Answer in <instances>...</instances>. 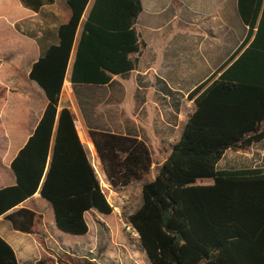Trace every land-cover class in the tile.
<instances>
[{
    "label": "trees",
    "instance_id": "16d2710c",
    "mask_svg": "<svg viewBox=\"0 0 264 264\" xmlns=\"http://www.w3.org/2000/svg\"><path fill=\"white\" fill-rule=\"evenodd\" d=\"M19 2L40 15L57 1ZM65 5V21L55 35L46 31L35 38L15 25L41 48L29 79L47 100L34 133L10 164L15 185L0 189V216L26 234L33 233L36 213L23 207L6 213L37 192L50 204L56 228L68 235L88 232L86 212L112 213L73 116L66 108L58 112V101L72 55L70 83L103 86L133 71L132 55L144 48L136 30L140 0H66ZM237 10L247 27L245 39L188 95L195 110L181 138L154 179L143 184L141 205L124 219L149 264H264V169L216 168L226 150L246 151L264 139V0H238ZM52 36L58 43L44 47ZM89 134L112 188L150 173L153 161L144 142L98 130ZM73 150L81 165L74 176L65 169ZM204 178L212 183L196 184ZM0 264H18L1 237Z\"/></svg>",
    "mask_w": 264,
    "mask_h": 264
},
{
    "label": "crops",
    "instance_id": "0c3cea01",
    "mask_svg": "<svg viewBox=\"0 0 264 264\" xmlns=\"http://www.w3.org/2000/svg\"><path fill=\"white\" fill-rule=\"evenodd\" d=\"M237 1L140 0L142 11L136 20V30L144 48L132 55L136 60L133 71L114 76L103 86L72 85V55L57 110L66 108L71 112L86 158L112 201L107 199L112 213L102 215L92 209L85 213L88 232L82 236L68 235L56 228L50 204L40 198L39 192L35 193L6 213L22 207L35 212L38 219L33 233L14 230L5 215L0 216V237L13 249L18 264L123 261L116 249L109 251L110 257L98 258V249L109 246V237L113 235L109 219H121L120 206L132 196L139 197L140 185L133 186L132 182L116 189L109 185L89 131L144 142L153 161L149 174L155 177L195 110L188 95L208 80L246 37L247 27L238 15ZM37 15L23 8L19 0H0V189L15 185L10 164L34 133L47 104L42 90L29 79L41 48L35 38L22 34L15 26ZM64 21L62 18L50 31L55 35ZM57 43L52 36L43 44L47 47ZM79 158V152L73 150L70 164L65 165L73 176L80 173ZM216 168L264 169V139L246 151L226 150ZM145 177L135 182L143 186ZM120 252L127 253L126 247Z\"/></svg>",
    "mask_w": 264,
    "mask_h": 264
},
{
    "label": "rangeland",
    "instance_id": "374dc122",
    "mask_svg": "<svg viewBox=\"0 0 264 264\" xmlns=\"http://www.w3.org/2000/svg\"><path fill=\"white\" fill-rule=\"evenodd\" d=\"M90 5L88 6V8ZM65 0H57V3L53 6H48L44 8L41 12V14L37 15L36 17L28 20H24L20 22L21 29L28 33L29 35H32L33 37H43L46 31H50V29L61 22L62 18H64L65 15ZM86 14L84 15L83 19H85ZM40 39V38H39ZM38 39V40H39ZM43 39V38H42ZM151 176V177H150ZM154 174L152 173L147 175L145 177L146 182H149L153 180ZM99 179V175H98ZM100 181V180H99ZM212 183L211 179L204 178L199 179L196 181V184L201 185H209ZM100 184L102 186V189L106 195V199L108 201L112 202L111 199L109 200L108 193L105 190L104 186L102 185V182L100 181ZM140 185V191H139V197L132 196L130 200H128L126 203H123L121 205V219H109V227L113 230V235L110 236V240L107 243V247L100 246L98 249V258L103 257H110L109 251H114L115 249L118 251V257L120 256L123 260L122 262L119 261V264H149L145 253L142 251L139 242H138V236L134 235L133 230H131L129 227L125 224V217L136 210L142 202V195H141V189L142 184L141 182H134L133 186ZM138 198V199H137ZM138 200V201H136ZM137 203V204H136ZM124 246V247H122ZM126 247L127 253H121L120 249L124 250ZM104 249V251H102ZM108 250V251H106ZM114 259L118 257L114 256ZM115 263V262H112ZM111 263V264H112ZM109 264V263H108Z\"/></svg>",
    "mask_w": 264,
    "mask_h": 264
},
{
    "label": "built area",
    "instance_id": "2783aa9c",
    "mask_svg": "<svg viewBox=\"0 0 264 264\" xmlns=\"http://www.w3.org/2000/svg\"><path fill=\"white\" fill-rule=\"evenodd\" d=\"M134 232V231H133ZM134 235H137L135 232H134Z\"/></svg>",
    "mask_w": 264,
    "mask_h": 264
}]
</instances>
